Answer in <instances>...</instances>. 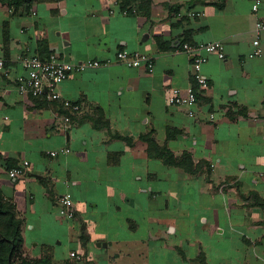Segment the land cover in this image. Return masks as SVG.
<instances>
[{
	"label": "crops",
	"instance_id": "crops-1",
	"mask_svg": "<svg viewBox=\"0 0 264 264\" xmlns=\"http://www.w3.org/2000/svg\"><path fill=\"white\" fill-rule=\"evenodd\" d=\"M11 3L0 0V190L23 221L24 257L78 264L71 254L81 253L95 264L122 261L153 248L160 228L176 263L200 264L205 256L208 264H264V57L248 58L264 2L257 14L250 0ZM185 8L205 16L179 19ZM209 42L223 43L226 57H209L203 72L210 87L191 116L169 102L172 89L193 84L192 56L180 50ZM53 49L67 63L111 61L59 86L77 112L63 100L19 92L28 75L22 58L46 60ZM120 52L150 56L154 72L126 67ZM144 137L174 159L189 155L197 173L150 156ZM61 149L71 151L49 154ZM25 161L26 175L12 180ZM65 194L73 197V220L59 213ZM157 206L164 227L159 219L155 230ZM188 221L195 227L182 224ZM51 229L79 249L58 258Z\"/></svg>",
	"mask_w": 264,
	"mask_h": 264
},
{
	"label": "built area",
	"instance_id": "built-area-1",
	"mask_svg": "<svg viewBox=\"0 0 264 264\" xmlns=\"http://www.w3.org/2000/svg\"><path fill=\"white\" fill-rule=\"evenodd\" d=\"M252 11L254 14L259 13L264 0H250ZM205 16L204 13L198 12L191 8L181 9L177 17L179 19H195ZM256 36L252 41V50L248 54L249 59L264 57V21L258 20L255 28ZM192 56V80L193 84L186 89L174 88L171 90L169 102L173 106H184L190 109V115H194V108L198 104L199 95L207 91L210 87L208 78L203 72L204 66L208 63L211 55H216L224 60L226 57L225 46L221 42H209L191 45L185 43L181 46V50ZM117 59L130 69H146L149 73H153L155 65L153 59L143 53L137 52L130 54L120 52ZM22 63L27 71V77L21 81L19 92L22 95H31L35 98H45L49 101H61L66 109L73 112L79 111L80 107L74 105L68 100H64L60 92L59 86L64 83L72 74L84 72L88 69L109 66L111 61L101 62L88 60L79 63H67L61 59L60 52L56 49L52 50L49 59H42L39 56L28 55L22 58ZM4 68V62L0 60V69ZM7 119V118H6ZM70 118L65 117V122H69ZM70 149H61L52 151L49 154L57 157L62 154L70 153ZM29 163L25 161L20 167L14 168L9 176L12 180H17L26 175ZM59 213L63 219L73 220L76 217L74 209V201L71 194H65L58 199ZM72 258L80 259V257L72 253Z\"/></svg>",
	"mask_w": 264,
	"mask_h": 264
},
{
	"label": "trees",
	"instance_id": "trees-1",
	"mask_svg": "<svg viewBox=\"0 0 264 264\" xmlns=\"http://www.w3.org/2000/svg\"><path fill=\"white\" fill-rule=\"evenodd\" d=\"M20 1L22 6L26 7L35 0H12L14 6L19 7ZM124 7H127L131 0H119ZM148 144V153L152 157H157L172 162L176 166L184 167L189 173H197V170L192 167L190 162L191 157L184 155L182 159H174L173 156L164 148L160 147L158 143L150 138L144 137ZM264 205V202H262ZM23 221L18 217L15 205L6 200L2 191L0 190V264H51L48 256L41 259H27L23 254V236H22ZM83 242L88 240L84 234ZM200 264H208L205 256H200Z\"/></svg>",
	"mask_w": 264,
	"mask_h": 264
},
{
	"label": "rangeland",
	"instance_id": "rangeland-1",
	"mask_svg": "<svg viewBox=\"0 0 264 264\" xmlns=\"http://www.w3.org/2000/svg\"><path fill=\"white\" fill-rule=\"evenodd\" d=\"M162 201H163V199L158 201L157 203H161ZM156 208L158 211L157 214H154L151 212L152 216L156 215L158 218L157 223L153 224V227H155V230L157 228V224H160L159 219L160 218L162 219L161 215L163 214V212H161L159 210L158 206ZM162 221L163 220H161V222ZM110 224L116 225L115 221H112V220H111ZM145 224L146 223H141V222L139 223V229L141 232H143L145 230V227H144ZM182 224L188 225V226L190 225V226H192V228L195 227L194 224L191 225V223L189 221L184 222ZM161 225L164 227V221L161 223ZM178 225H180V223ZM192 228H191V230H192ZM98 231H100V229H98ZM157 231H158V235H159L158 239L153 240L151 238L152 241H151L150 245L153 248L145 249V250H144V248H140L139 253L131 254V257L127 256L122 261H120V260L117 261V260L112 258L113 261H111V263H110V258H109V261H103L102 260L101 264H191V263H187L184 261H180V262L176 263V255L172 254L171 252H169L168 250H166L164 248V245H165L166 239H167L166 237H164L165 229H162V231H160V228H158ZM59 233H61V232H59ZM193 234L195 237L196 232H194ZM48 235L50 237L49 240H50L51 244L53 245L55 255L62 260H65L67 257H69L71 250L79 249L77 247L76 243L70 242V239L68 238L66 233H64V234L61 233V235H56L55 231L51 229L49 231ZM166 236L168 237V235H166ZM167 244L170 245L171 243L168 242ZM114 247H115L114 244L110 245L109 250H108L109 255L111 257H115V253L113 252ZM135 250H137V248ZM189 254L191 257H193L194 256V249H190ZM109 255L107 257H110ZM78 256L80 257V259L76 260L75 258H72L75 260L74 262H76L78 264H95L94 261L89 260V257H87L86 255H83L81 253H77V257ZM179 256L184 257V255H182V254H180ZM128 258H130L131 260Z\"/></svg>",
	"mask_w": 264,
	"mask_h": 264
},
{
	"label": "water",
	"instance_id": "water-1",
	"mask_svg": "<svg viewBox=\"0 0 264 264\" xmlns=\"http://www.w3.org/2000/svg\"><path fill=\"white\" fill-rule=\"evenodd\" d=\"M99 246H101V244H99ZM103 246H104V247H107V244H104Z\"/></svg>",
	"mask_w": 264,
	"mask_h": 264
}]
</instances>
